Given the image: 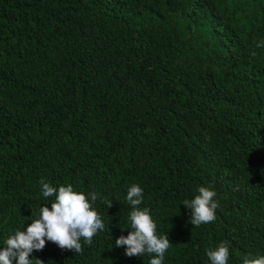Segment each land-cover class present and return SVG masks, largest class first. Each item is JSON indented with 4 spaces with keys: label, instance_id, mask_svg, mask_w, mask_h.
<instances>
[{
    "label": "trees",
    "instance_id": "obj_1",
    "mask_svg": "<svg viewBox=\"0 0 264 264\" xmlns=\"http://www.w3.org/2000/svg\"><path fill=\"white\" fill-rule=\"evenodd\" d=\"M41 179L96 192L105 228L32 264H149L115 247L132 184L163 264L264 255V0H0V249L54 202ZM200 186L219 207L196 227Z\"/></svg>",
    "mask_w": 264,
    "mask_h": 264
},
{
    "label": "clouds",
    "instance_id": "obj_2",
    "mask_svg": "<svg viewBox=\"0 0 264 264\" xmlns=\"http://www.w3.org/2000/svg\"><path fill=\"white\" fill-rule=\"evenodd\" d=\"M42 195L45 198L55 196L51 207L42 206L39 216L31 220L24 230L17 229L4 241L0 249V264H32L31 254L41 251L46 241L55 243L59 248L81 253V240L91 245L93 238L105 228L101 214L93 207L99 198L96 192L85 194L75 191L72 185L57 188L41 179ZM198 194L191 200H184L182 205L190 210L188 223L199 227L201 224L212 223L216 219L218 202L214 199L216 192L209 187L200 186ZM132 210L129 215L131 230L128 235H121L115 240V247H125L128 257H142L144 254L152 258L149 264H163L165 253L171 242L168 234L158 235L157 224L148 208H141L143 189L132 184L126 195ZM108 208L112 202H107ZM207 256L211 264H228L229 244L221 242L215 250H208ZM38 264L43 261L37 259ZM243 264H264V255L251 257L249 254Z\"/></svg>",
    "mask_w": 264,
    "mask_h": 264
}]
</instances>
